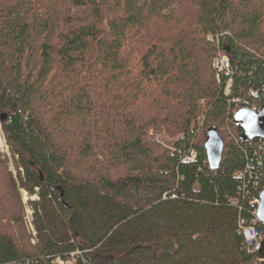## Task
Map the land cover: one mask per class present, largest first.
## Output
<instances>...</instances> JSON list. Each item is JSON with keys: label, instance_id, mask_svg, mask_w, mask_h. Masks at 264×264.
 I'll return each instance as SVG.
<instances>
[{"label": "trees", "instance_id": "1", "mask_svg": "<svg viewBox=\"0 0 264 264\" xmlns=\"http://www.w3.org/2000/svg\"><path fill=\"white\" fill-rule=\"evenodd\" d=\"M217 44L232 66L220 85ZM251 91L262 106L264 0H0L2 131L20 188L39 197L40 240L0 153V264H254L230 205L257 143L233 123ZM213 128L229 137L217 172ZM150 129L182 137L166 149Z\"/></svg>", "mask_w": 264, "mask_h": 264}, {"label": "built area", "instance_id": "2", "mask_svg": "<svg viewBox=\"0 0 264 264\" xmlns=\"http://www.w3.org/2000/svg\"><path fill=\"white\" fill-rule=\"evenodd\" d=\"M209 40L214 42V37L209 36ZM218 50L213 59V68L216 72L217 81L220 83V76L228 74L232 71L230 57L225 50L220 49L219 44L216 45ZM232 80L228 82L227 94H230ZM252 99L240 102L239 107L234 114L242 109H252L256 112L260 111V95L256 91H251ZM237 126V125H236ZM257 142L254 146V157H249L245 168L235 174L238 181V192L236 198L231 199L230 205L239 211L238 229L244 240V249L247 253L258 254L254 264H262L264 259L260 256L264 238L261 228L264 223L258 220V208L261 205V195L264 191V143L261 140H254L247 143ZM252 145V144H251ZM197 158L196 151H190L189 155L183 158V162H194ZM164 198H167V194ZM171 198H176L172 195ZM246 214V215H245ZM30 225L32 226L31 222ZM81 255V253L79 252ZM74 253L70 254L73 256ZM60 261V258L58 259ZM71 263L63 261L60 264ZM17 264V263H12ZM55 264V261H52ZM72 264V263H71Z\"/></svg>", "mask_w": 264, "mask_h": 264}, {"label": "rangeland", "instance_id": "3", "mask_svg": "<svg viewBox=\"0 0 264 264\" xmlns=\"http://www.w3.org/2000/svg\"><path fill=\"white\" fill-rule=\"evenodd\" d=\"M215 54L218 50L217 46H213ZM215 54L212 58L211 61V68H213V59L215 57ZM217 80V78H216ZM218 85H220V83L217 81ZM226 89V94H227V89H228V84L225 87ZM206 113L207 110L205 108H203V113L202 115L199 117L198 121L196 123L192 124V128L191 130H195L196 128L201 130L204 126V121L206 118ZM2 130V127H1ZM207 131V130H206ZM228 134L227 136H229V133H232V131H230L229 129H227ZM3 133V131H2ZM182 137L180 135H178L177 137L171 136L168 133H166L164 130H155V129H150L148 131V141H150L151 143H155L158 145H161L163 148L166 149H172V147L174 146V144L176 143L177 139ZM3 138H4V146L0 147V153L2 155V161L7 165L9 172L12 173L13 178L15 179V181H17V185H18V195L20 198V211H21V216H22V222H23V226L25 228V231L27 233V235L30 237V241L32 243V245L34 246H40V240L38 238V233H37V229H36V225H35V217H34V213H35V207L33 205L34 202H38L39 201V197L37 194L35 195H30L25 189L20 188V182L18 181V177H19V173L22 172V170L18 169L16 167V160L17 157H14V155L12 154V152L10 151L9 146L7 145L6 142V138L5 135L3 133ZM229 137L224 138L225 140L228 141ZM205 139H204V143H205ZM226 142V141H225ZM82 170H84L82 172ZM77 172L86 175V170L81 168L79 169ZM198 189V187H196ZM38 191V190H37ZM30 222L32 224V226L30 225ZM12 226H14L15 223H11ZM80 254L79 252H75L73 256H69L66 259H62L60 257H56L53 259V261H55V264H60L63 261L65 262H71L72 264H76V259L77 257H79ZM60 258V261H58V259ZM69 263V264H71ZM68 264V263H65Z\"/></svg>", "mask_w": 264, "mask_h": 264}, {"label": "water", "instance_id": "4", "mask_svg": "<svg viewBox=\"0 0 264 264\" xmlns=\"http://www.w3.org/2000/svg\"><path fill=\"white\" fill-rule=\"evenodd\" d=\"M7 118V114L0 115L1 127L4 125ZM233 123L242 131V142L261 140L264 143V104L258 112L247 108L238 110L233 115ZM204 148L206 151L209 169L212 172H217L220 169L223 160L225 142L216 128L210 129L206 133ZM41 178L43 179V176H41ZM257 217L261 223H264V191L261 195V205L258 208ZM260 256L264 259V241L260 251ZM262 264H264V262Z\"/></svg>", "mask_w": 264, "mask_h": 264}, {"label": "bare ground", "instance_id": "5", "mask_svg": "<svg viewBox=\"0 0 264 264\" xmlns=\"http://www.w3.org/2000/svg\"><path fill=\"white\" fill-rule=\"evenodd\" d=\"M4 146V138H3V133L1 130V126H0V147Z\"/></svg>", "mask_w": 264, "mask_h": 264}]
</instances>
